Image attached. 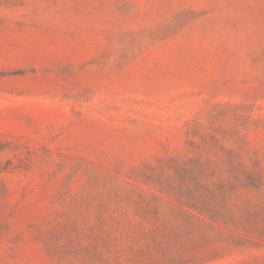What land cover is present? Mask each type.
Listing matches in <instances>:
<instances>
[{
    "label": "rangeland",
    "instance_id": "obj_1",
    "mask_svg": "<svg viewBox=\"0 0 264 264\" xmlns=\"http://www.w3.org/2000/svg\"><path fill=\"white\" fill-rule=\"evenodd\" d=\"M0 264H264V0H0Z\"/></svg>",
    "mask_w": 264,
    "mask_h": 264
}]
</instances>
